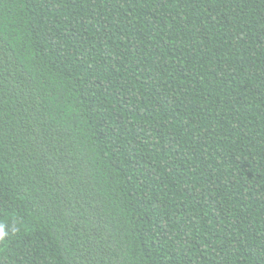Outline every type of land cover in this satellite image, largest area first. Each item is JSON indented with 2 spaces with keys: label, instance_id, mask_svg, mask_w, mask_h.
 Listing matches in <instances>:
<instances>
[{
  "label": "trees",
  "instance_id": "16d2710c",
  "mask_svg": "<svg viewBox=\"0 0 264 264\" xmlns=\"http://www.w3.org/2000/svg\"><path fill=\"white\" fill-rule=\"evenodd\" d=\"M0 264H264V0H0Z\"/></svg>",
  "mask_w": 264,
  "mask_h": 264
},
{
  "label": "clouds",
  "instance_id": "9594fccd",
  "mask_svg": "<svg viewBox=\"0 0 264 264\" xmlns=\"http://www.w3.org/2000/svg\"><path fill=\"white\" fill-rule=\"evenodd\" d=\"M4 236V232L2 229H0V238H2Z\"/></svg>",
  "mask_w": 264,
  "mask_h": 264
}]
</instances>
